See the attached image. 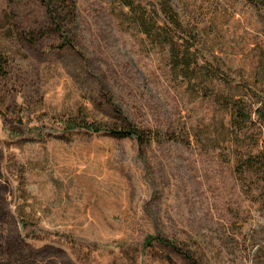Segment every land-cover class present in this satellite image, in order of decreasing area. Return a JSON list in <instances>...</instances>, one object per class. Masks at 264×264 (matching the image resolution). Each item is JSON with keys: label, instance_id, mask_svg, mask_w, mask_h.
<instances>
[{"label": "rangeland", "instance_id": "obj_1", "mask_svg": "<svg viewBox=\"0 0 264 264\" xmlns=\"http://www.w3.org/2000/svg\"><path fill=\"white\" fill-rule=\"evenodd\" d=\"M75 1L66 44L0 0V264H188L156 238L264 264V0H171L204 96L114 0Z\"/></svg>", "mask_w": 264, "mask_h": 264}, {"label": "trees", "instance_id": "obj_2", "mask_svg": "<svg viewBox=\"0 0 264 264\" xmlns=\"http://www.w3.org/2000/svg\"><path fill=\"white\" fill-rule=\"evenodd\" d=\"M41 2L46 7L50 19L58 28L61 38L65 40L66 44H70L71 35L69 34L74 21L73 14L76 1L41 0ZM114 2L117 6L121 7L120 22L122 24L133 28L145 39H148L152 45H156L163 49V51L168 52L167 56L169 61L172 62V75L174 79L190 91L192 96L199 94L204 96V90L198 88L196 82L207 78V75L202 72L203 68L199 66L198 58L194 56V52L188 45L189 39L185 36L191 35V33L187 31L188 27L180 20L171 0H155V2L149 0H114ZM233 111L234 113L231 116L234 122L244 124L245 120H241L243 112L240 110V107H237ZM81 128H86V130H92L93 132L103 130L100 126L95 125L81 126ZM109 133L117 138L135 135L140 143L147 138L145 133L140 132V134L133 128L122 131L110 130ZM153 240H157L160 245L181 254L188 264H201L188 252H183L182 247L175 242L158 238Z\"/></svg>", "mask_w": 264, "mask_h": 264}]
</instances>
